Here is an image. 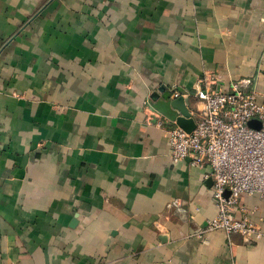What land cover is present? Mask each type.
<instances>
[{
  "label": "crops",
  "instance_id": "crops-1",
  "mask_svg": "<svg viewBox=\"0 0 264 264\" xmlns=\"http://www.w3.org/2000/svg\"><path fill=\"white\" fill-rule=\"evenodd\" d=\"M201 77L262 99L264 0H0V264H264V198L198 236L209 168L169 156Z\"/></svg>",
  "mask_w": 264,
  "mask_h": 264
},
{
  "label": "built area",
  "instance_id": "built-area-1",
  "mask_svg": "<svg viewBox=\"0 0 264 264\" xmlns=\"http://www.w3.org/2000/svg\"><path fill=\"white\" fill-rule=\"evenodd\" d=\"M169 96H185L175 86ZM193 95L199 105L191 111L195 126L185 131L175 125L164 129L173 163L188 159L191 166L209 168L216 212L196 233L202 236L222 231L227 236L240 233L260 236V228L246 214L236 219L240 195L257 194L264 198V95L244 91L237 84L230 90L208 86L198 78ZM254 120V125L249 122ZM164 118H157L158 126ZM175 122V120H174Z\"/></svg>",
  "mask_w": 264,
  "mask_h": 264
},
{
  "label": "water",
  "instance_id": "water-1",
  "mask_svg": "<svg viewBox=\"0 0 264 264\" xmlns=\"http://www.w3.org/2000/svg\"><path fill=\"white\" fill-rule=\"evenodd\" d=\"M171 105L179 112L175 118V124L185 131H191L195 126L194 118L191 116L190 110L187 107V100L183 96H179L171 100ZM254 120L249 122V125H254Z\"/></svg>",
  "mask_w": 264,
  "mask_h": 264
}]
</instances>
